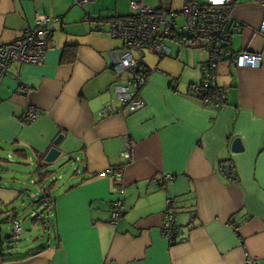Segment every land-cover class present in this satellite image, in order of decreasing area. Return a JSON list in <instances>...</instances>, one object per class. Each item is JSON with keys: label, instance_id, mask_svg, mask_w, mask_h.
<instances>
[{"label": "crops", "instance_id": "1", "mask_svg": "<svg viewBox=\"0 0 264 264\" xmlns=\"http://www.w3.org/2000/svg\"><path fill=\"white\" fill-rule=\"evenodd\" d=\"M105 7L104 0H0V44L21 38L39 16L48 18L49 40L42 63H18L3 78L0 164L7 156L43 178L53 166L45 169L43 157L59 134L64 156L54 165L72 160L47 187L54 238L22 252L0 241V264H243L247 257L264 264V0L232 2L241 30L232 33L231 50L261 52L263 61L220 64L221 107L191 93L205 78L208 54L167 40L169 56L143 52L150 75L140 92L145 107L134 111L116 90L132 86V75H115L122 45L108 28L126 14L116 8L105 16ZM31 111L38 117L29 121ZM236 137L243 151H232ZM226 162L235 178L224 173ZM6 171L0 167V219L22 193ZM165 173L175 180L151 185ZM117 201L122 216L112 223ZM169 201L183 230L176 241L163 234ZM15 252L31 255L7 260Z\"/></svg>", "mask_w": 264, "mask_h": 264}, {"label": "built area", "instance_id": "2", "mask_svg": "<svg viewBox=\"0 0 264 264\" xmlns=\"http://www.w3.org/2000/svg\"><path fill=\"white\" fill-rule=\"evenodd\" d=\"M95 0H76L77 4L92 3ZM233 0H185L179 8H173L171 2H162L159 7H153L146 0H131L130 12L125 16L110 19V33L114 38L122 40V47L114 52L113 71L116 76L131 74L128 85H117L119 98L132 111L145 107V101L140 96L141 89L149 79V69L143 59V52L150 49L159 57L171 54V46L167 40L179 41L185 46L199 49L208 54L206 74L203 81L192 85L191 93L204 102H213L217 107L224 104L225 90L219 84V67L224 61L231 60L237 66L260 67L263 61L261 52L231 50V35L240 31L239 24H233ZM48 18L39 16L36 27H27L21 38L0 44V87L3 78L10 69L18 63L40 64L49 48L45 24ZM100 29V27H98ZM264 33V17L259 28ZM187 41L184 44L182 41ZM113 112V109H109ZM38 117L31 111L28 120ZM129 162L131 151L123 153ZM115 170L122 174L126 167ZM175 180V176L165 173L151 179V185L167 187ZM122 203L115 202L112 210V223L122 216ZM15 233L23 232L18 219H13ZM163 234L171 241H176L183 234L178 225L177 213L171 209V203L165 212ZM243 264H255L247 257Z\"/></svg>", "mask_w": 264, "mask_h": 264}, {"label": "rangeland", "instance_id": "3", "mask_svg": "<svg viewBox=\"0 0 264 264\" xmlns=\"http://www.w3.org/2000/svg\"><path fill=\"white\" fill-rule=\"evenodd\" d=\"M104 1L106 3V7L103 10L105 16H115L116 8L124 11L126 15L130 12L131 0ZM163 1L171 2L173 8H179L184 3V0H146V3L156 8L161 6ZM108 28L110 29V21ZM115 39L119 42V46H121L122 40L119 38ZM7 159L11 158L6 156V159L0 164L1 168H7L6 173L3 174L8 175L6 176V180L10 186L19 188L22 193L15 203H13L12 207H9V210L2 211L5 212V215L0 219V229L2 230L0 241H3V247L6 250L13 248L16 252H22L28 246L37 248L42 244H47L51 238H54V228L52 227L54 221L48 217L47 205L51 200V196L48 194L47 187L52 186L51 181L54 177L61 176H59V173L64 167L72 169L70 163L72 160L67 158L61 164L51 166L52 169L50 170L54 172L46 174L43 180L35 182L39 178L35 177L33 169L16 162H8ZM18 165L20 166L16 170L11 168V166L17 167ZM60 181L58 180L57 183ZM41 200L43 204L40 203ZM37 217H40V219ZM43 217H45L44 220H42ZM14 218H18L23 227V232L19 235L15 233V226L12 221Z\"/></svg>", "mask_w": 264, "mask_h": 264}, {"label": "water", "instance_id": "4", "mask_svg": "<svg viewBox=\"0 0 264 264\" xmlns=\"http://www.w3.org/2000/svg\"><path fill=\"white\" fill-rule=\"evenodd\" d=\"M63 134H59V136L55 139L54 141V146H52L47 153L44 155L43 157V167H45V169L48 166L54 165L56 162H58L60 160L61 157L64 156L63 154V150L59 147V145L61 144V141L63 139ZM244 146H243V142L241 140L240 137H236L233 142H232V151L234 152H240L243 151ZM69 159H71V157H69ZM42 167V166H41ZM223 171L224 173L230 177V178H235V170L233 168L232 162H226L223 164ZM53 170L47 169L45 170V172L43 173V178L45 177L46 174L48 173H52ZM54 172V171H53ZM43 178H41L43 180ZM41 179L36 180L35 182L40 181ZM56 177H54L51 181V184H53L55 182ZM36 216V215H35ZM40 219V218H39ZM43 220V218H42Z\"/></svg>", "mask_w": 264, "mask_h": 264}, {"label": "trees", "instance_id": "5", "mask_svg": "<svg viewBox=\"0 0 264 264\" xmlns=\"http://www.w3.org/2000/svg\"><path fill=\"white\" fill-rule=\"evenodd\" d=\"M127 15H128V14H127ZM124 16H125V15H124ZM182 42H183L184 44H188L186 40H185V41H182ZM40 203L43 204V201L41 200ZM40 251H41V250H39V251H35V252L32 253V254H36V253H38V252H40ZM4 255H6V254H4ZM11 255H15V256L18 255V256H17V257H13L12 259H7V260H18V259H22V258H27V257L30 256L31 254H30V255H24V256H22V257H20V256H19L20 254H17V253H15V254H11Z\"/></svg>", "mask_w": 264, "mask_h": 264}]
</instances>
